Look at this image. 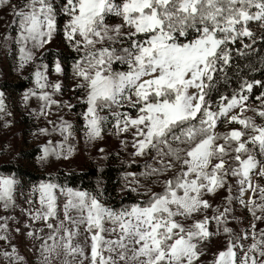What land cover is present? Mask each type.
I'll return each instance as SVG.
<instances>
[{"label": "snow or ice", "instance_id": "6c2138e0", "mask_svg": "<svg viewBox=\"0 0 264 264\" xmlns=\"http://www.w3.org/2000/svg\"><path fill=\"white\" fill-rule=\"evenodd\" d=\"M0 13V49L29 72L21 102L44 121L36 162L69 161L82 137L119 163L115 195L104 164L94 188L72 170L0 171V264H264V0H0ZM0 114L10 129L3 91Z\"/></svg>", "mask_w": 264, "mask_h": 264}, {"label": "rangeland", "instance_id": "374dc122", "mask_svg": "<svg viewBox=\"0 0 264 264\" xmlns=\"http://www.w3.org/2000/svg\"><path fill=\"white\" fill-rule=\"evenodd\" d=\"M3 15V13H0ZM59 38H57V42ZM55 47V44L53 45ZM29 74L28 71L17 72L14 70V62L11 57L5 59L4 50L0 49V91L5 93V102L8 111L12 113L11 116H5L4 119L11 122V128H3L4 120H0V164L1 163H20L27 169L34 173H44L47 171H54L57 168L63 169H83L91 163H100L97 159L96 148L85 146L82 137L77 144L78 151L69 161H56L54 158L51 161V167L42 168L36 162L38 153V145L46 142L47 137H34L32 133L36 130L37 126H44V121L41 119L37 121L29 115V110L37 108V101L33 98L29 103V108L26 109L21 102L22 93L31 86L30 81L26 88L14 90L11 86L1 88V85L10 83H19L28 81L25 77ZM67 98V95L65 96ZM66 111V110H65ZM76 111H80L79 108ZM3 115V114H0ZM55 119V117H51ZM72 119L73 123L76 122V117H68ZM59 139V137H53ZM100 147H106L109 151L116 147L115 142L108 138L102 142ZM33 152V157H27L26 160H21L23 155H30ZM26 153V154H25ZM22 182H24L21 179ZM20 250L23 254L29 256V259L34 257L26 251L23 243L20 244Z\"/></svg>", "mask_w": 264, "mask_h": 264}, {"label": "trees", "instance_id": "16d2710c", "mask_svg": "<svg viewBox=\"0 0 264 264\" xmlns=\"http://www.w3.org/2000/svg\"><path fill=\"white\" fill-rule=\"evenodd\" d=\"M259 69V66H258ZM254 75L257 78H261V71L257 70ZM28 81L24 82H19V83H10V84H3L1 85V88L5 87H12L14 90L20 88H26L28 85ZM26 154V153H25ZM33 157V152H31L30 155H23L21 157V160H26V158ZM104 164V174L101 179H103L105 186L108 188L110 192H112L113 195L116 194V181H117V175H118V169H119V163L116 160H112L109 163H105L101 161L100 163H91L89 166L83 168V169H63L59 168L62 170V172H67L69 170H72L74 173L73 175L69 176L68 182L70 184L75 183L76 185H79L81 187H95L96 180L98 178V172L97 169L98 167ZM11 171V172H16L18 177L21 178L24 182L22 183H27L30 181H35L41 178H44V174L46 172L42 173H34L30 169H27L20 163H13V162H8V163H1L0 164V171ZM63 179V177H61Z\"/></svg>", "mask_w": 264, "mask_h": 264}]
</instances>
